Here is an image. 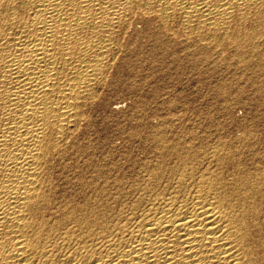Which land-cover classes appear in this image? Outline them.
<instances>
[{
  "label": "bare ground",
  "instance_id": "1",
  "mask_svg": "<svg viewBox=\"0 0 264 264\" xmlns=\"http://www.w3.org/2000/svg\"><path fill=\"white\" fill-rule=\"evenodd\" d=\"M263 34L264 0H0V264H264L255 151L183 145L140 110L118 153L81 140L133 56L230 49L263 105Z\"/></svg>",
  "mask_w": 264,
  "mask_h": 264
},
{
  "label": "rangeland",
  "instance_id": "2",
  "mask_svg": "<svg viewBox=\"0 0 264 264\" xmlns=\"http://www.w3.org/2000/svg\"><path fill=\"white\" fill-rule=\"evenodd\" d=\"M254 44L263 51L264 34ZM250 47L247 46L246 55L252 54ZM189 53L203 56L202 63L207 62L177 65L159 62L152 55L142 60L133 56L132 61L120 59L116 62L110 86L103 93L105 98L91 113L88 132L85 130L81 138L83 143H89V150L98 156L96 159L123 149L128 127H132L133 116L140 110L148 126L157 125L163 119L173 120L183 145L200 149L207 142L215 144L220 140L228 146L231 143L234 152L241 153L243 149L247 155L255 151L252 158L249 156L255 162L254 170L264 169V104L260 105V96L254 94L255 86L247 78L252 70L238 65L235 52L230 49ZM240 76L246 77L239 81ZM241 83L248 89L244 99L236 95ZM225 85L228 93L223 91ZM192 131H199L204 137L193 138ZM249 142L256 145L255 150L245 148Z\"/></svg>",
  "mask_w": 264,
  "mask_h": 264
},
{
  "label": "snow or ice",
  "instance_id": "3",
  "mask_svg": "<svg viewBox=\"0 0 264 264\" xmlns=\"http://www.w3.org/2000/svg\"><path fill=\"white\" fill-rule=\"evenodd\" d=\"M241 2H243V0H241ZM235 19H237V20H238V18H235Z\"/></svg>",
  "mask_w": 264,
  "mask_h": 264
}]
</instances>
